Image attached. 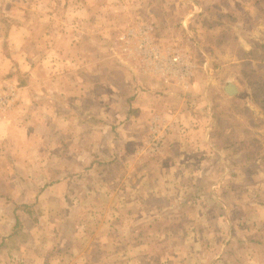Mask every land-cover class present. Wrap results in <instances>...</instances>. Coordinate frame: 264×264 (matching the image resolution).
<instances>
[{"label": "rangeland", "instance_id": "rangeland-1", "mask_svg": "<svg viewBox=\"0 0 264 264\" xmlns=\"http://www.w3.org/2000/svg\"><path fill=\"white\" fill-rule=\"evenodd\" d=\"M147 23L215 133L137 123ZM258 42L264 0H0V264H264Z\"/></svg>", "mask_w": 264, "mask_h": 264}, {"label": "crops", "instance_id": "crops-1", "mask_svg": "<svg viewBox=\"0 0 264 264\" xmlns=\"http://www.w3.org/2000/svg\"><path fill=\"white\" fill-rule=\"evenodd\" d=\"M151 81L153 82L148 83V87L151 88L152 91H155V94L147 98L141 93L135 101L131 102V108L135 115V119L137 117V123H139V120L142 121L141 118H147L148 120V114L152 112L151 123L153 122V133H215L213 129V121H215V119L210 116V113H212V103L209 104L210 109L208 112L206 111L205 116L202 118L197 117L194 120L191 115H198L199 113L195 110L198 107L197 101L194 98H189V94L191 93H182L180 89H177L175 90V94H177L176 97L167 96L166 93L168 92V88H166L161 81ZM194 87H196L195 82ZM157 88L159 89L157 90ZM157 91L160 92V94H156L158 93ZM194 92L193 97L195 94ZM186 104H190L189 110L186 109ZM163 107L164 109L161 110ZM147 120L143 121L142 125L147 124ZM173 121L179 123H176L177 127L172 125ZM200 125L203 126L199 128Z\"/></svg>", "mask_w": 264, "mask_h": 264}, {"label": "built area", "instance_id": "built-area-1", "mask_svg": "<svg viewBox=\"0 0 264 264\" xmlns=\"http://www.w3.org/2000/svg\"><path fill=\"white\" fill-rule=\"evenodd\" d=\"M153 32V24L147 23L137 30H128L120 40L128 46L134 44L136 59L168 88L167 96L176 97L177 89L188 93L193 85L195 65L179 51L161 49Z\"/></svg>", "mask_w": 264, "mask_h": 264}, {"label": "trees", "instance_id": "trees-1", "mask_svg": "<svg viewBox=\"0 0 264 264\" xmlns=\"http://www.w3.org/2000/svg\"><path fill=\"white\" fill-rule=\"evenodd\" d=\"M204 26H207L209 28H220L221 24H215L212 21H203ZM249 58H246L248 61H258L260 63H264V43H256L254 49L249 53ZM248 79H250V83L254 86L258 87L261 84V81L257 78L255 79L254 76H247ZM251 77V78H250Z\"/></svg>", "mask_w": 264, "mask_h": 264}, {"label": "water", "instance_id": "water-1", "mask_svg": "<svg viewBox=\"0 0 264 264\" xmlns=\"http://www.w3.org/2000/svg\"><path fill=\"white\" fill-rule=\"evenodd\" d=\"M225 93L228 96H236L238 94V89L235 85H233L232 83H229L226 87H225Z\"/></svg>", "mask_w": 264, "mask_h": 264}]
</instances>
